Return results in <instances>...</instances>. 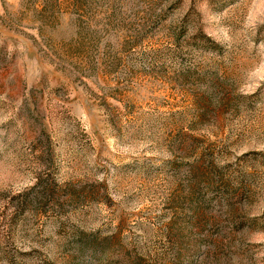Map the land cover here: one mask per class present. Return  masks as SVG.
Masks as SVG:
<instances>
[{"label":"rangeland","instance_id":"rangeland-1","mask_svg":"<svg viewBox=\"0 0 264 264\" xmlns=\"http://www.w3.org/2000/svg\"><path fill=\"white\" fill-rule=\"evenodd\" d=\"M0 264H264V0H0Z\"/></svg>","mask_w":264,"mask_h":264}]
</instances>
